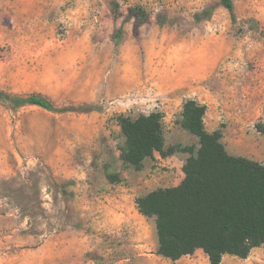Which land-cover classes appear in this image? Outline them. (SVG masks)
<instances>
[{
    "label": "rangeland",
    "instance_id": "374dc122",
    "mask_svg": "<svg viewBox=\"0 0 264 264\" xmlns=\"http://www.w3.org/2000/svg\"><path fill=\"white\" fill-rule=\"evenodd\" d=\"M232 2L0 0V264H206L157 252L117 117L161 111L167 139L196 97L230 153L264 163V0ZM186 131L168 147L196 151ZM222 264H264V244Z\"/></svg>",
    "mask_w": 264,
    "mask_h": 264
},
{
    "label": "trees",
    "instance_id": "16d2710c",
    "mask_svg": "<svg viewBox=\"0 0 264 264\" xmlns=\"http://www.w3.org/2000/svg\"><path fill=\"white\" fill-rule=\"evenodd\" d=\"M234 13L232 0H225ZM136 26L148 20L140 7H130ZM122 29H120L121 32ZM28 103L52 109L51 101L30 95ZM207 105L196 98L184 102L181 126L198 137L199 146L182 147L188 152L185 176L175 186L159 187L136 198L140 213L154 217L158 236L157 252L172 260L202 249L210 264H221L224 255L246 258L264 244V163L230 153L221 129L208 130L204 117ZM125 143L120 158L140 170L156 152L167 156L178 151L165 149L164 114L161 111L117 117ZM264 134V124L257 125Z\"/></svg>",
    "mask_w": 264,
    "mask_h": 264
},
{
    "label": "crops",
    "instance_id": "0c3cea01",
    "mask_svg": "<svg viewBox=\"0 0 264 264\" xmlns=\"http://www.w3.org/2000/svg\"><path fill=\"white\" fill-rule=\"evenodd\" d=\"M165 117L166 133H169V138L165 141V149H167L169 145L177 143L186 144L187 141L184 140L180 134H182L181 130L185 132L183 134H186L187 131L184 130L176 120H172L169 113ZM191 138L190 141L198 144V139H195L194 137ZM188 155V152L183 151L175 152L167 156H162L159 152H156L153 158H145L144 167L142 169L137 170L133 166L127 167L120 177H128L129 183L134 189V194H136V196L147 194L159 187L175 186L178 185L185 176L183 166ZM135 210L139 219L142 220L143 218H146L145 215L139 212L138 207L135 208ZM152 223L156 229L154 217H152ZM226 255H224L223 260ZM205 261L206 264H210L207 255H205Z\"/></svg>",
    "mask_w": 264,
    "mask_h": 264
}]
</instances>
